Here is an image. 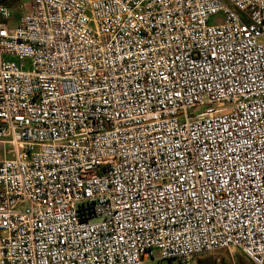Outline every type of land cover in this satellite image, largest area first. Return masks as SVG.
<instances>
[{"label": "built area", "instance_id": "1", "mask_svg": "<svg viewBox=\"0 0 264 264\" xmlns=\"http://www.w3.org/2000/svg\"><path fill=\"white\" fill-rule=\"evenodd\" d=\"M29 2L0 0V264H264V0Z\"/></svg>", "mask_w": 264, "mask_h": 264}, {"label": "rangeland", "instance_id": "2", "mask_svg": "<svg viewBox=\"0 0 264 264\" xmlns=\"http://www.w3.org/2000/svg\"><path fill=\"white\" fill-rule=\"evenodd\" d=\"M30 0H20L18 4H16L15 6H11L12 5V1L11 0H1V3L4 4L5 6L13 9L14 14L15 15H20L22 13V11L20 9H17L20 5H24V6H28L30 4L29 2ZM214 18L211 19V23H213ZM241 254V252L237 251V250H232V251H220L211 255H206L203 257H200L198 259H196V264L198 263L199 260H207L210 259L214 262H216V264H236V258L237 256ZM166 264V263H163Z\"/></svg>", "mask_w": 264, "mask_h": 264}, {"label": "trees", "instance_id": "3", "mask_svg": "<svg viewBox=\"0 0 264 264\" xmlns=\"http://www.w3.org/2000/svg\"><path fill=\"white\" fill-rule=\"evenodd\" d=\"M11 1H12V5H10V7L18 4L20 0H11ZM197 264H216V262L207 259L205 261L199 260ZM236 264H251V262L241 253L236 258Z\"/></svg>", "mask_w": 264, "mask_h": 264}]
</instances>
